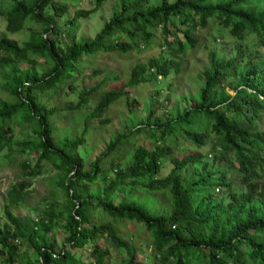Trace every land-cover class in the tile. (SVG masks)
<instances>
[{
    "label": "trees",
    "instance_id": "obj_1",
    "mask_svg": "<svg viewBox=\"0 0 264 264\" xmlns=\"http://www.w3.org/2000/svg\"><path fill=\"white\" fill-rule=\"evenodd\" d=\"M117 1L118 11L93 38L81 42L79 20L97 11L104 0H94L92 8L77 9L64 23L65 35L53 18L67 14V4L12 0L11 7L0 12L10 33L21 31L27 21L42 26L30 29L21 44L0 38V89L5 94L0 97V160L14 146H21L20 152L28 156L35 152L34 164L27 157L19 163L21 179L6 193L5 221L0 223V253H6L2 264H15L13 240L17 238L31 253L32 261L23 264H83L66 246H90L91 264H110V248L123 253V264H140L136 248L117 228L123 222H134L150 238L155 260L143 264H264V0ZM158 28L168 55L134 64L126 84L103 90L108 80L119 79L108 76L80 92L74 107L67 109L84 110L97 96L83 121L105 124L107 119L102 117L110 106L121 99L129 102L124 87L179 71L180 64L170 53L184 55L194 48L198 28L223 31L231 50L221 55L209 51L208 66L198 77L202 86L188 107L153 123H140L134 116L136 129L129 134L143 131L155 137L152 147L133 148L132 137L118 133L86 168L79 148L85 144L87 129L57 142L51 117L60 109L47 107L36 92L76 78L83 56L128 55L140 47V41L147 46ZM38 58L43 61L39 63ZM16 118L31 125L34 139L13 141L11 122ZM202 122L205 127L199 130L196 126ZM176 131L196 149L176 155L166 143ZM113 153L109 169L104 168ZM121 156L125 163H116ZM44 162L53 165L55 182L65 195L62 204L53 200L47 211L39 210L50 225H39L31 216H17L10 210V205L25 200ZM167 163L171 167L160 177ZM101 181V192L94 196L88 186ZM78 184L85 194L78 192ZM148 199L151 207L145 204ZM60 222L68 235L56 250L40 231L47 232ZM100 238L109 246L103 248Z\"/></svg>",
    "mask_w": 264,
    "mask_h": 264
},
{
    "label": "rangeland",
    "instance_id": "obj_2",
    "mask_svg": "<svg viewBox=\"0 0 264 264\" xmlns=\"http://www.w3.org/2000/svg\"><path fill=\"white\" fill-rule=\"evenodd\" d=\"M58 3L67 4L69 7L68 13L61 18L54 17V24L62 28L64 35L66 27L64 23L67 19L72 18L75 11L79 8H92L94 0H55ZM12 5V0H0V12L8 10ZM119 9L117 0H104L97 11L90 14L89 17L81 18L79 20V29L77 30V39L79 42L85 39H91L97 32L101 30L104 23ZM51 15V10L47 12ZM30 29L41 30L40 24H34L27 21L24 28L16 33H10L5 29V21L0 14V38L7 37L14 39L20 44L28 39ZM223 32V31H222ZM215 30H207L206 28H198L194 32L198 42L194 48L188 49L184 55L177 53H170L171 58L179 62L180 68L178 72L174 70L166 78H158L155 81H147L137 84L135 87H124V91L130 95L129 102L121 99L110 106L108 112L102 117L107 119L105 124H100L99 121H89L87 124L83 121L93 106L96 104L98 97H93V103L84 107V110L67 109L74 107L78 101V95L86 88L96 86L103 82L105 78L118 76L119 79L111 78L108 82L103 84V90L110 89L116 86L126 84L130 77V69L136 63H144L149 58H158L160 56L168 55L164 45V35L160 28L154 31L152 41L145 46L144 42L140 41V47L135 48L132 53L128 55H114L115 53H98L95 57L83 56L78 64L80 73L76 78H69L62 81L61 84L44 92H36L37 96L47 107L60 109L55 115L51 117V123L56 130L55 139L57 142L62 140L65 136H72L80 134L85 129V144L79 148V152L84 159L86 168L89 163L106 147L107 143L115 136V134L127 132L132 137L131 146L133 148L139 145H146L152 147L156 138H149L146 132L140 131L133 135L129 131H135L133 122L135 117L140 123L149 121L155 122L157 119L163 121L168 115L177 113L190 105L199 88L202 86L201 80L198 78L200 74L208 66L209 51L215 50L218 55L229 52L232 46L224 34ZM63 35V36H64ZM180 38L183 37L178 33ZM222 35L223 37H220ZM65 37V36H64ZM66 39L67 36L65 37ZM124 39V36L121 35ZM250 49H253L250 47ZM91 56V57H90ZM42 62V58L37 59ZM21 66H25L21 64ZM98 72V74H94ZM1 81V77H0ZM234 80H232L233 82ZM231 83V82H230ZM227 90L232 94L231 89ZM0 97H5V94L0 89ZM151 110V112H149ZM135 116V117H134ZM264 127V122L262 123ZM13 133V141L21 142L27 139H34L35 134L32 132L31 125L19 118L11 122ZM199 130L205 127V124L200 123L196 126ZM166 143L174 148V152L178 156L194 151V145L184 137L179 131H176L172 136L166 138ZM211 142L203 148L207 150ZM21 147V146H20ZM19 146H14L13 151L7 157L0 160V223L5 219L3 216V207L8 202L7 190L12 183L21 179L19 163L27 157L31 164L35 162V152L33 155L21 153ZM113 153L107 158L103 167L109 169L111 160L115 157ZM210 155H208L209 157ZM125 157L121 156L116 163H125ZM169 163L165 164L164 169L160 173V177L170 169ZM110 174L109 177H112ZM57 179V172L50 162H44L42 167V174L33 180L25 200L19 205H10V210L17 216H31L35 222L50 225L46 218L39 213L49 209L48 205L55 200L58 204H62L65 195L62 192V187L55 182ZM104 182L90 184L89 191L94 193V196L99 195L101 187ZM80 194H85L84 188L78 184L76 186ZM138 194V193H137ZM140 195V193H139ZM221 194L219 198H223ZM143 198V197H142ZM140 202H143V199ZM148 198V197H146ZM152 198V196L150 197ZM149 203H148V202ZM145 201L148 206L152 205L149 199ZM59 207V206H58ZM151 207V206H150ZM59 209V208H58ZM120 222V221H119ZM55 223V222H54ZM117 228L121 236L129 239L132 245L136 248V258L138 263H151L155 260L153 250L150 246V238L145 231L141 230L134 222H123ZM45 238L55 245L56 250H60L63 241L68 235L66 225L60 222L58 225H53L51 230L44 232L40 231ZM16 248L13 254L15 264H23L30 259L31 253L19 238L13 240ZM100 245L104 248L109 246L106 240L100 238ZM68 250L74 253L76 257H80L83 264H91L93 257L90 254V246H85L82 249L71 248L66 246ZM111 255L107 259L110 264H123L124 255L118 250L110 248ZM6 253H0V264Z\"/></svg>",
    "mask_w": 264,
    "mask_h": 264
}]
</instances>
